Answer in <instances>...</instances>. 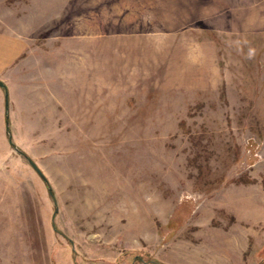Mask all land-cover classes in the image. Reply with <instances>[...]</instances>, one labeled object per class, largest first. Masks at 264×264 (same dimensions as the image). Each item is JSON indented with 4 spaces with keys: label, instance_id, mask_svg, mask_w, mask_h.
Segmentation results:
<instances>
[{
    "label": "rangeland",
    "instance_id": "1",
    "mask_svg": "<svg viewBox=\"0 0 264 264\" xmlns=\"http://www.w3.org/2000/svg\"><path fill=\"white\" fill-rule=\"evenodd\" d=\"M0 30L54 95L0 125V264H264V0H0Z\"/></svg>",
    "mask_w": 264,
    "mask_h": 264
},
{
    "label": "crops",
    "instance_id": "2",
    "mask_svg": "<svg viewBox=\"0 0 264 264\" xmlns=\"http://www.w3.org/2000/svg\"><path fill=\"white\" fill-rule=\"evenodd\" d=\"M29 46V40L21 33L0 30V82L2 83V86L0 85V125H4L5 129L8 125L6 123L9 117L6 113L8 105L11 107L12 104L27 102L38 103L42 108L45 104L54 102L53 93L48 92L47 89L48 77L45 74L38 77L39 90L36 94H32L29 88L26 89L29 84L23 76L26 63L24 54ZM17 87L23 88L22 92L18 91Z\"/></svg>",
    "mask_w": 264,
    "mask_h": 264
},
{
    "label": "trees",
    "instance_id": "3",
    "mask_svg": "<svg viewBox=\"0 0 264 264\" xmlns=\"http://www.w3.org/2000/svg\"><path fill=\"white\" fill-rule=\"evenodd\" d=\"M6 123H8L7 120H6ZM6 131H7V133H8V127H7V126H6ZM44 181H45V183H46V185H47V189H48V193H49V195L53 198V192H52L51 187L48 185V183H47L46 180H44ZM155 263H156V262H155ZM156 264H159V263H156Z\"/></svg>",
    "mask_w": 264,
    "mask_h": 264
},
{
    "label": "water",
    "instance_id": "4",
    "mask_svg": "<svg viewBox=\"0 0 264 264\" xmlns=\"http://www.w3.org/2000/svg\"><path fill=\"white\" fill-rule=\"evenodd\" d=\"M0 85L2 86V83L0 82ZM10 142V141H9ZM11 143V142H10ZM30 164H31V166L34 168V170L41 176V177H43L42 176V174H41V172L38 170V168L35 166V164L33 163V162H29Z\"/></svg>",
    "mask_w": 264,
    "mask_h": 264
}]
</instances>
